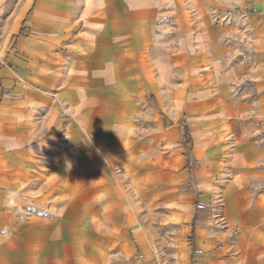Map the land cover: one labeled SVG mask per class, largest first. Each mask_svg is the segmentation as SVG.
I'll list each match as a JSON object with an SVG mask.
<instances>
[{"label": "crops", "instance_id": "0c3cea01", "mask_svg": "<svg viewBox=\"0 0 264 264\" xmlns=\"http://www.w3.org/2000/svg\"><path fill=\"white\" fill-rule=\"evenodd\" d=\"M0 264H264V0H0Z\"/></svg>", "mask_w": 264, "mask_h": 264}, {"label": "trees", "instance_id": "16d2710c", "mask_svg": "<svg viewBox=\"0 0 264 264\" xmlns=\"http://www.w3.org/2000/svg\"><path fill=\"white\" fill-rule=\"evenodd\" d=\"M190 141V136L188 135L187 129H185V142L188 143Z\"/></svg>", "mask_w": 264, "mask_h": 264}]
</instances>
